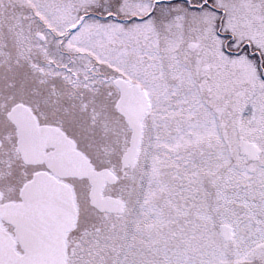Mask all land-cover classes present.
<instances>
[{"label": "snow or ice", "instance_id": "snow-or-ice-1", "mask_svg": "<svg viewBox=\"0 0 264 264\" xmlns=\"http://www.w3.org/2000/svg\"><path fill=\"white\" fill-rule=\"evenodd\" d=\"M0 264H264V0H0Z\"/></svg>", "mask_w": 264, "mask_h": 264}]
</instances>
